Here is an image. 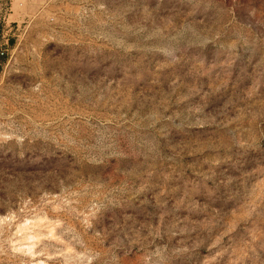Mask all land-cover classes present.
<instances>
[{"label":"rangeland","instance_id":"1","mask_svg":"<svg viewBox=\"0 0 264 264\" xmlns=\"http://www.w3.org/2000/svg\"><path fill=\"white\" fill-rule=\"evenodd\" d=\"M0 264H264V0H0Z\"/></svg>","mask_w":264,"mask_h":264}]
</instances>
